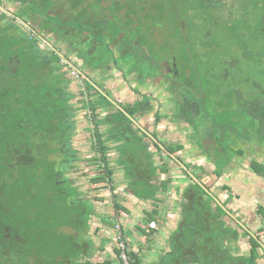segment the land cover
Instances as JSON below:
<instances>
[{
  "label": "trees",
  "instance_id": "obj_1",
  "mask_svg": "<svg viewBox=\"0 0 264 264\" xmlns=\"http://www.w3.org/2000/svg\"><path fill=\"white\" fill-rule=\"evenodd\" d=\"M63 1L72 6L70 9L72 11L77 10L80 4L86 3L81 7V10L88 25L75 21L67 23L68 36L73 34L71 39L75 38L78 30L85 28L90 32L95 29L94 33L101 37L105 29L113 27L112 32L105 31L111 34L115 40L120 35L122 24H124L122 14H116L114 11L112 17L117 16L119 19L109 22L92 20L97 17L95 13L104 0H36L34 6L47 2L55 10L57 9L56 6ZM123 1L127 2L129 15L131 13L127 22L130 30L125 35V43L131 45L132 49L135 50L123 52L121 47L118 49L114 45L113 48L104 43L103 46L107 49L99 46L93 51L94 63L92 65L103 68L112 59L117 65L121 61L129 60L131 73L135 71V68L141 67V76H152L156 69L160 68V62L170 58L156 53L155 48L161 49L164 45L156 44L152 34L153 30L144 24L145 20L149 18L161 19L164 25V16L168 14L170 19H173V24L178 25L181 34H183V29L187 28L184 19H187L192 42L189 41L190 43H188L186 37L182 38L184 43H188V45L186 44L184 47L181 57L184 61L183 69L185 71L189 69L188 78L185 79L186 75L183 77L182 72H180V79L177 82L180 86L178 92L182 91V93L178 96L176 106L172 107L174 112L167 114L158 111L156 120L157 122L161 121L163 116L175 122V119L182 120L181 122L177 120L180 125L179 130L183 132L191 130L189 136L192 143L198 139V143L193 144L198 146V151H202L198 157H201L203 162L212 163L214 166L212 168L218 173V177L221 178L226 172L238 171V173H254V176L264 178V156L262 160V157H258L261 153V150L260 153L258 150L264 148V0H259L261 2L260 7L256 5L257 0ZM146 7H150L152 10H147ZM75 16L74 14L73 17L75 18ZM104 17H108V15ZM50 18L54 22L49 25V29L55 36H59L63 33L59 24V16ZM96 30L98 31L95 32ZM218 32L221 33V37L215 39V34ZM209 39L215 41L207 42ZM34 45L37 47L36 43ZM200 48H202V52ZM139 50L145 51V55H142ZM185 57L188 60L184 59ZM151 60L155 61L152 65ZM258 81L260 84L256 88ZM242 82H248L254 90L251 95H246V98L241 92H238V96H236L231 88ZM63 95L57 97V100H68L65 97L66 94ZM237 97L238 122H233L224 116L223 118L215 117L212 120L213 130H206V135L210 139L205 137V132L202 131V123L208 121L205 118L210 116L211 112L208 109L211 105L210 101L215 102V104L222 103V107L224 103L232 105L233 108L230 113H233L235 112ZM239 97L241 98L239 99ZM240 102L243 103L240 104ZM111 106L114 107V111H109ZM88 107L93 112L94 121H96L94 146L96 151L100 153L99 158L106 161V155L111 149L107 142L114 141L113 148L118 149L120 155L117 158V164L123 170L125 185L128 184L129 190L135 196L142 201H150L153 206L152 209L146 210L144 222L155 224L152 227L156 228L166 213L163 204L170 199L169 193L172 192L176 197L174 199L178 218L176 228L169 235L168 247L164 248L151 264H246L258 258L256 250L260 246L259 238L251 235L250 231L244 229L240 224L236 223L234 226L229 221L233 220V217L228 212L227 203L233 196L238 198V195H233L231 185H222V189L228 190L230 195L221 204L217 201L216 197L218 196L215 192L212 191L214 195L209 193L202 184L195 181L190 175L192 163L180 155H176L177 152L185 150L183 143L164 144L166 151L162 148L165 142L159 138L156 132L153 135L160 140V143L135 125L132 117L135 116L136 112H141L139 104L126 106L125 112L123 109L115 107L108 96L101 94L97 101L89 102ZM71 108L67 104V115L61 122H58L60 130L56 135L58 138L59 135L64 136L67 141L76 128L75 121L70 117ZM103 111H105V115L99 118ZM174 114L175 117H173ZM227 117L230 116L227 115ZM40 118L43 119V117ZM14 122L15 120L9 121L5 126L0 122V130L4 129V133L0 135V144L5 145L9 142L16 145V139H12L9 136L11 134L6 132V130L9 131L10 125L12 130H15L12 124ZM45 123L47 125L53 124L51 120ZM101 124L107 125L105 133H100L97 130ZM205 138L208 139L207 142ZM149 142L153 143L159 152L158 155L149 149L147 145ZM69 146L72 145L68 141L66 149ZM169 152L176 155L177 159L181 160L186 167L178 163ZM248 155H250L249 160ZM164 156L170 157L180 166L183 174L186 175V179H181V183L184 184L179 183L177 185L178 177L169 175L171 165L165 161ZM70 159L71 161L68 162L72 164L74 158ZM241 159L245 161V164L248 160L246 167L244 163L243 165L239 163ZM227 166L232 168L226 170L225 167ZM9 170L11 171V168L8 167V164L0 160V264H62V256L66 255V250L61 254L62 248L56 247L54 242H45L44 237L43 239L37 237V235L45 233L44 225L49 227V223L47 224V221L44 220L45 214L46 219L49 217V210L48 213L45 212L42 215V221L34 218L28 219V217L27 220L31 221L30 227L20 229L19 202L16 200L19 191H16L17 195H12L9 192L6 178ZM204 170L205 168L201 164L192 173L205 184L200 173ZM114 173L115 169L108 165L104 171L92 177L91 180L94 183L104 181L107 182V185H111ZM68 178H66V182L69 183L71 181ZM71 184L73 183L71 182ZM107 185L104 188L109 187ZM205 185L212 190L210 186ZM26 188L27 186L21 190ZM43 198L46 203H49L45 197ZM76 202L79 203V207L71 217L76 218V222H72V224L77 231L82 228L84 232L89 229V222L97 212L95 206L87 200L79 198ZM52 203L53 201L50 204ZM75 204L71 202L70 207ZM114 204L118 214L121 210L128 211L118 202L115 201ZM229 211L231 214L233 213V210L230 209ZM103 220L107 224H112L108 219ZM139 230L141 233L150 235L140 227ZM79 235L75 236L80 238L81 232ZM21 236H25V238L32 236V242H18ZM247 236L250 238L251 250L248 255L242 256L239 254V243L242 238ZM36 240L38 242H34ZM104 241L106 243L108 239ZM87 242L91 245L93 243L92 239ZM82 243H78V246ZM114 246L120 260V249L116 243ZM82 253H84V249L79 248L74 255L78 261L82 259ZM129 253L137 264L142 263V259L137 254L131 250ZM50 257H52V261L48 259ZM71 260L74 264H80L74 258ZM81 264H91V262L87 260ZM104 264H109V262Z\"/></svg>",
  "mask_w": 264,
  "mask_h": 264
},
{
  "label": "rangeland",
  "instance_id": "obj_2",
  "mask_svg": "<svg viewBox=\"0 0 264 264\" xmlns=\"http://www.w3.org/2000/svg\"><path fill=\"white\" fill-rule=\"evenodd\" d=\"M256 5L257 7H260L261 2L257 0ZM146 8L147 10H152L150 7ZM129 16L123 17L124 21L127 22L129 20ZM113 19L118 20L119 18H117L116 16ZM164 21L165 23L163 25L161 19L156 20L153 18H149L148 20H145L144 24L151 27L153 33L151 30L150 32L153 34V38L156 40V42L158 41L159 44L164 45V47L158 50L156 53L162 54L166 56V58H169L170 56H175V59H177L178 62V66L182 72V76L184 77L186 75L185 79H187L189 69H187L186 71L183 69L184 61L181 57V53L183 52L186 44L188 45V43H190L189 41H191L192 39L188 29V20L184 19V22L187 23V28L185 27L183 29V34H181L179 26L173 24V19H170V15H165ZM68 23H70V21ZM112 28H108L106 30L112 32ZM184 37L187 38V41H185L188 43L186 44L183 41L184 39H182ZM219 37H221V33L218 32L215 34V39H218ZM214 41V39H209V41L207 42ZM8 42L12 43L11 41ZM19 43L20 41H15L14 46H18ZM226 46L228 45L226 44ZM200 51L202 52V48H200ZM19 52L26 63L25 69L21 67L20 70H24L23 72H25L26 75H29L30 80H33L36 77L35 69L39 68V63L41 62V59L36 58L35 54H28L27 51L24 50L22 47H19ZM184 59L188 60L187 57H185ZM72 60L73 62H75L77 59L75 56H73ZM27 63H32V65L28 64L27 66ZM120 71L121 70L117 68L114 70L113 73L107 74L110 76V78L105 82V90L110 91L113 99L117 100L118 102H133L134 100L140 98L141 94L134 91L133 87H135V84H130L129 80L123 78L122 72ZM70 75L72 76L70 93L75 94V97L73 98V104L78 105V109H80L79 118L78 120H76L77 127L74 129L73 137L70 138V143L72 146L67 147V149L65 148V146L63 148V153L61 154V156L55 155L56 157H52V149L56 144L45 145V143H48L49 137L54 136L53 133L57 135V132L60 130V125H58V122H53L51 126H48L40 118L43 116H40L38 118L35 115H31L28 120H17L15 124H13L15 127L14 132L16 133H10L11 135L9 136L12 139H16V146H20L21 144L25 143V148L28 149L27 147L29 146L31 147V151L30 153L26 154H17L16 158L18 159V161L22 162L18 163V161L16 162L15 160H13L11 164L12 166L9 165V167H11V171L9 170L8 175H6L7 185L9 186V192L12 193V195H17L16 191H19L16 200L19 202L18 217L20 218L19 227L21 230L30 227L31 221L27 220L28 217V219L34 218L39 221H42V215H44L45 212L49 210V213L52 216L49 215V217L46 219V214L44 215V220L47 221V224L49 223V227L47 228V225H44L46 229L45 233L39 234L37 235V237L39 239H43L44 237L46 239L45 242H54L56 247L60 249L62 248L61 254L66 250V255L62 256V264H74V262H72L73 260H71L73 258L78 261V259L75 258L74 255L79 250L78 243H84L85 241H88L85 238L87 234L91 235L95 239L98 246L104 243V239H109L111 241L105 243V250L103 251H100V246L96 248V256L94 258L96 261H104L106 259H111L108 252L110 251L112 254H114L115 251L113 249L112 242H115L114 236L117 229L116 225L117 223H120L123 227V225L125 226L127 224L126 217H123V215L121 214L119 216V214L117 213L114 202H118L120 205L126 207L127 209H137V207L139 206L136 204V202L133 203V201H130L134 198L131 197L132 194L129 191L128 184L125 185L123 170L117 164V158L118 156H120L118 149L116 150L115 148H113L112 150H110L106 155V161L99 158L100 153L96 151L94 146L96 138V135L94 134L95 123L93 122V120H91V114L88 111L89 109L80 106L83 104V101H81L82 99H80V96H84L78 90L82 85L80 83L81 81L78 77H76V75L72 73H70ZM160 79L161 77H156L154 80L151 81L147 89L144 90L145 92L143 91L152 98V102L155 107L150 114L140 117V123L143 126H148L150 128L149 130L151 133H154L155 130L159 134V138L166 144L183 143L185 145V150L177 152L176 155H180L185 160L190 161L192 163L193 167L190 168L191 172H194V169L202 164L205 168L203 172H200L202 180L208 186H210L212 191L217 194L221 201H223V199H225V194L227 195L228 193L227 191H223V189H221L222 185L220 183H222L223 178L218 177V173L214 170V168H212L214 167L212 163L208 161H200L201 157H198V155H200L202 151H198V146L196 144H193L198 143L199 140L195 139L192 143V139H190L189 136L191 130L184 132L180 131V125L176 124L177 122L174 123L170 120V118H165L164 116V119L161 122L155 121L156 111L159 110L161 111V113L172 112L171 108L174 105L172 101V96L169 95L168 91L163 90L159 86L158 81ZM258 84H260V81H258L256 88L259 87ZM231 88L233 93L236 94V96H238V92H241L243 93V96L245 98L246 95H251L252 91H254L252 89V85L249 86L248 82L238 83L237 85ZM39 92H41L40 89H35L31 91L28 90L27 92L22 91L21 97H30V100H32L40 95L38 94ZM176 93L178 96H180L182 91ZM240 98L241 97H239V99ZM210 103L211 105L208 109L211 113L209 117L205 118L208 121H204L202 123V131L205 132V137H208L206 135V130H213L212 120L215 119V117L223 118L224 116L229 120L231 119V121L233 122H238V97L236 98V105L234 108L235 112L233 113H230V110L233 108V106L229 105L228 103H224L223 107L222 103L215 104V102L213 101H210ZM241 103L243 102H240V104ZM51 105V110H53L54 107L59 108V105L62 106L60 101L54 102ZM39 107L40 109H42L44 114H49L50 106L47 105L46 107H44L43 104H40ZM235 113H237V115H234ZM14 114L16 116L22 117V114ZM103 115H105V111L100 114L99 118H102ZM227 115L230 117H227ZM179 122H181V120ZM106 127L107 125L101 124L100 130L106 131ZM205 139L207 142L208 139ZM107 143L111 147L114 146V141H108ZM44 145L46 147L43 149ZM147 145L151 151L156 152L157 155L159 154V152H157L156 148L153 146V143L149 142L147 143ZM61 146L63 147L64 145ZM250 155H248L247 157L248 160ZM29 156H32V159L31 162L28 163L26 160L30 159ZM263 156L264 153H262L261 160L263 159ZM70 158H74L72 164L68 162L71 161ZM164 159L171 165L169 175H174L175 177H178L179 182L177 183V185L179 183L184 184L181 183V179H186V175L183 174L180 166L168 156H164ZM214 163L216 162L214 161ZM239 163L243 165V163L245 164V161L241 159ZM108 165L115 169L113 183L111 185H107V182L104 181L101 183L92 182L91 178L104 171V168ZM72 166H74V168ZM230 168L232 167H225L226 170ZM65 173L67 174V177H71L73 179V186H76V188L73 187L71 188L72 190L69 188V186H71V182H66L67 177L65 176ZM246 175L247 174H245V176ZM106 185L109 187L104 188ZM25 186H27V188L21 190ZM232 192H234L233 195H238V186L237 188L235 187ZM169 195L170 199H168L167 202L163 204V207L166 208V213L170 215L175 214L177 208L174 202V199H176L175 195L172 192H170ZM43 197H45V199L49 203H46ZM79 198L87 200L88 202L93 204L97 212L94 217L92 216V219L90 221L91 229L87 234H85V237L82 235L83 233H85L83 232V229L80 228V230L77 231L72 224V222H76V218H71L73 217L74 212L79 207V203L76 202ZM50 200L53 201L52 204H50L52 202ZM71 202L76 204L73 207H70ZM128 202L129 206L126 205L128 204ZM147 205L148 204L144 206L147 207ZM152 207L153 206L150 202V209H152ZM103 219L110 220L112 224L105 223ZM227 219L229 220V218ZM16 221L18 223V220ZM229 221L232 222V225H236V223L232 219ZM79 232H81L80 238L75 236L77 235V233L78 236H80ZM126 239L128 241L127 237ZM18 242H32V236H28L27 238H25V236H21ZM34 242H38V240ZM112 257H114V259L116 260L118 259L114 255H112ZM48 259L52 261V257Z\"/></svg>",
  "mask_w": 264,
  "mask_h": 264
},
{
  "label": "flooded vegetation",
  "instance_id": "obj_3",
  "mask_svg": "<svg viewBox=\"0 0 264 264\" xmlns=\"http://www.w3.org/2000/svg\"><path fill=\"white\" fill-rule=\"evenodd\" d=\"M35 1L36 0H0V122H2V125L5 126L9 121L13 122L15 120L16 122L17 119L23 121L28 120L31 115H35L38 118L43 116L42 120L44 122H49V120L52 122H61L67 115V104L72 107L70 109V117L76 123V120L79 118L80 109H78V105L73 104L75 94L70 93L72 78L70 73H72L80 79V83L82 84L80 89H78L79 92L84 95L80 96V99H82L81 101H83V104L80 106L89 109L88 111L91 114V120H93L94 123H96V121H94L95 118L93 112L88 106L89 102L97 101L101 97V94L108 96L115 107L121 108L124 111V108H127L126 106H134L137 103L140 105L141 112H136L135 116L132 117V120L134 123L135 121L138 122L144 129L138 126L137 123H135L136 126L141 128L146 134H148V136H150V133L152 135V137H150L160 143V140L156 139L153 135L156 131L154 130V133L152 132V134L148 126H143L140 123V117L150 114L155 107L152 102V98L144 93V90L147 89L152 80L156 77H161L158 81L159 86L163 90L168 91L169 95L172 96L174 105L176 106L175 103L178 100L176 92L180 89L179 82L177 81L180 79L181 70L175 56H170V59L162 60L160 62V68L156 69V72H154L152 76H141V67L135 68V71L131 73L129 60L121 61L117 65L113 59H110L111 61L103 68H99L98 66L92 65L94 63L93 51L99 46L107 49L103 46L104 43L113 48L114 45L118 49L121 47L123 52L135 50L132 49L131 45L125 43V35L130 30V27L127 26L128 21H124V24H122V31L116 40L111 34L105 31L106 29L103 31L101 37H99V34L94 33L95 29H93V32H90L87 28L78 30L75 38L71 39L73 34H69V36L67 34V23L69 21L83 22L85 25H88V23H86L87 19L83 17L84 13L81 10V7L86 5V3L80 4L77 10L72 11L70 10L72 9V6L65 1L57 5V9L55 10L54 8H51L47 2L34 6ZM114 11L116 14H122L123 17L129 16V7L127 6V2L123 0H104L95 13L97 14V17L92 20H101L103 22L113 21L114 19L112 17V13ZM74 14L76 15L75 18L73 17ZM105 15H108V17H104ZM52 16H59V24L61 25V30L63 32L59 36H55V34L49 29V25L54 22L50 18ZM97 31L98 30L95 32ZM8 41H11L12 43H9ZM15 41H20L18 46H14ZM35 43L37 44V47L34 45ZM156 44L162 45L159 44L158 41ZM19 47L26 50L28 54H35L36 58L41 59L39 68L35 69L36 77L33 80H30L29 75H26V73L23 72L24 70H20L21 67L25 69L26 63L19 52ZM155 49L157 51L160 50L159 47H156ZM140 53L145 55V51H141ZM73 56L77 59L75 62L72 60ZM154 63L155 61L151 60V65ZM28 64L32 65V63H27V66ZM117 68L121 70L120 72H122L123 78L129 80L130 84H135L133 89L135 92L141 94L140 98L134 100L133 102L122 103L114 100L111 92L105 90V82L110 78L107 74L113 73ZM169 85H173L172 88H170ZM35 89H40L41 92H39L38 94L40 95L34 99L30 100V97H21L22 91L27 92L28 90L31 91ZM63 94L68 100L60 101L62 106L59 105V108L54 107V109L51 110V104L57 102V97H60ZM40 104H43L44 107L47 105L50 106V115L44 114L42 109L39 107ZM114 110V107L111 106L109 111ZM158 111H156V113ZM171 111L174 112V109L172 108ZM14 113L22 114V117L16 116ZM165 113L169 114V112ZM164 117L168 118L166 116ZM173 117H175V114ZM163 119L164 118L162 117L161 121ZM175 120L176 122L177 120L180 121L179 119ZM155 121L157 122L156 119ZM15 122L12 124H15ZM173 122L176 123L174 120ZM48 126H51V124H48ZM97 130H99L100 133H105V131L100 130V127ZM14 131L15 130H12L11 125L9 131L6 130L9 134L16 133ZM95 132L96 131L94 130V133ZM3 133L4 129L0 130V135ZM53 134L54 136L49 137L48 143H45V145L56 144L52 149L53 152L51 153V156H61L63 148L67 145L68 141L70 142V139L67 141L64 136L59 135L58 138L55 133ZM73 135L74 130L70 138H72ZM24 144L25 143L20 146H16L15 144L9 142L5 145L1 143L0 160L6 162L8 167L12 164L13 160L17 162V154H26L31 151V147L28 146V149H26ZM164 144L166 143H163L162 148L166 150ZM45 145L43 149L46 147ZM61 145L64 146L62 147ZM112 149L113 147H111L110 150ZM258 153H260L258 157H261L262 153H264V148H260ZM29 158L30 159L26 160L28 163L31 162L32 156H29ZM19 162L22 161H18V163ZM72 167L74 168V166ZM65 176L67 177L66 173ZM68 179L73 182V184L69 186L71 189L74 187V181L71 177Z\"/></svg>",
  "mask_w": 264,
  "mask_h": 264
},
{
  "label": "crops",
  "instance_id": "obj_4",
  "mask_svg": "<svg viewBox=\"0 0 264 264\" xmlns=\"http://www.w3.org/2000/svg\"><path fill=\"white\" fill-rule=\"evenodd\" d=\"M200 161L203 162L202 160ZM245 174L247 175L245 176ZM253 174L254 173L245 172L238 173V171L228 173L226 172L222 176V183H219L221 185L229 184L231 185L233 190L235 189V187L237 188L238 186V198L234 196L230 198L227 203V207L229 210H233L231 216L233 217V221L235 223L240 224L244 229H248L251 235L259 238L260 246L256 250L258 258H256L255 260H251L249 263L246 264H264V178L254 176ZM202 184L206 187V183ZM223 191L228 192V190ZM131 194V197H133L134 199L130 201H133V203L136 202V204L139 206L137 207V209L129 208L128 211L121 210L122 212H119V216L121 214L123 215V217H126L127 220V224L125 226L123 225V228L126 237L129 241L130 250L142 259L141 264H151L152 261L157 259L158 256L162 253L161 251L164 248L168 247L169 235L176 228V223L178 220L177 214L175 213L170 215H164V218L160 219L159 223L157 224V227L153 228L152 223L148 224L144 222L145 212L146 210L150 209V201H142L132 192ZM229 195L230 193H227V195L225 194V199H223V201H226ZM146 204L149 205V209L148 205L147 207L144 206ZM126 205L129 206V202ZM90 227L91 224L88 227L89 229L87 231H84L85 233L82 234L84 237L85 234L90 231ZM139 227L146 230L150 235L148 236L145 233H141ZM85 238L87 240L92 239L93 243L91 245L90 243L85 241L84 243L78 246L79 248L84 249V253H82V259L79 260L80 263L89 260L91 264H97L100 262L103 264L107 262H109V264H121L116 251H114V254H112L110 251L108 252L111 259H106L104 261H96L94 259L96 256V248L100 246V251L105 250V243H102V245L98 246L97 242L91 235L87 234ZM109 241L110 240L108 239V241L106 242ZM112 244L114 249L115 243L112 242ZM239 246V254H241L242 256L248 255L251 250L249 236L242 238L240 240ZM110 253L116 256V258L118 259H114V257H112Z\"/></svg>",
  "mask_w": 264,
  "mask_h": 264
},
{
  "label": "built area",
  "instance_id": "obj_5",
  "mask_svg": "<svg viewBox=\"0 0 264 264\" xmlns=\"http://www.w3.org/2000/svg\"><path fill=\"white\" fill-rule=\"evenodd\" d=\"M116 228L117 229L114 236V241L120 249L121 264H137L135 260L130 256V247L126 239L124 228L120 223H117Z\"/></svg>",
  "mask_w": 264,
  "mask_h": 264
},
{
  "label": "water",
  "instance_id": "obj_6",
  "mask_svg": "<svg viewBox=\"0 0 264 264\" xmlns=\"http://www.w3.org/2000/svg\"><path fill=\"white\" fill-rule=\"evenodd\" d=\"M135 123H137L138 124V126H140L142 129H144L138 122H136L135 121ZM149 135L152 137V135L149 133ZM170 153V152H169ZM170 155L176 160V161H178V163H180L183 167H186V165L181 161V160H179V159H177V157H176V155H174V154H172V153H170ZM190 173V175L194 178V180L195 181H197V182H199L200 184H202V182L198 179V178H196L194 175H193V173H191V172H189ZM203 185V184H202ZM204 186V185H203ZM205 187V186H204ZM206 188V187H205ZM206 190L209 192V193H212V190H210V189H208V188H206ZM214 195V194H213ZM217 198V201L218 202H220L221 204H222V201L218 198V197H216ZM228 212L230 213V215H231V212L228 210Z\"/></svg>",
  "mask_w": 264,
  "mask_h": 264
}]
</instances>
